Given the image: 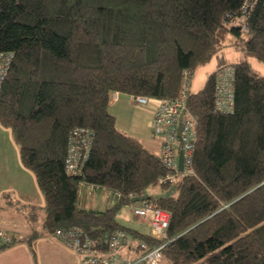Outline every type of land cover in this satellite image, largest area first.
I'll use <instances>...</instances> for the list:
<instances>
[{
    "label": "trees",
    "instance_id": "1",
    "mask_svg": "<svg viewBox=\"0 0 264 264\" xmlns=\"http://www.w3.org/2000/svg\"><path fill=\"white\" fill-rule=\"evenodd\" d=\"M225 49L240 54L218 68H235L232 110L216 111L218 70L188 93L198 121L194 173L179 176L172 197L154 200L173 187L159 183L168 176L162 158L118 129L110 103L118 94L176 99L184 73L190 84ZM3 53L14 60L0 93V123L44 197L47 235L82 229L104 241L128 231L116 216L130 195L149 197L170 214L167 238L129 231L166 244L170 264H264V76L251 65L264 64V0H0ZM77 128L94 139L83 174L73 177L65 159ZM81 185L122 198L105 211L86 210ZM38 237L28 240L34 255Z\"/></svg>",
    "mask_w": 264,
    "mask_h": 264
},
{
    "label": "built area",
    "instance_id": "2",
    "mask_svg": "<svg viewBox=\"0 0 264 264\" xmlns=\"http://www.w3.org/2000/svg\"><path fill=\"white\" fill-rule=\"evenodd\" d=\"M243 15L248 13L247 6L243 8ZM239 25L247 31L245 18ZM14 60L13 53L0 54V93L6 82ZM186 85L178 98L173 100H153L144 97L134 98L139 107L156 104V111L152 117V135L162 141L160 156L168 176L162 179L161 185L175 186L179 176L192 175L193 159L197 144L198 121L188 110L187 97L190 92L188 80L189 72L184 73ZM235 68L232 66L218 70L216 75L215 96L216 111L228 113L234 103ZM116 98V96L114 97ZM93 133L89 129H74L68 140V149L65 159V170L69 176H81L89 160ZM180 153L184 156V171L179 170ZM114 199H121L117 194ZM136 198L129 196L132 200ZM133 213L147 221L152 228L153 240L163 241L167 238L170 225V214L159 208L155 203L146 201L131 204ZM53 238L67 249L82 256L80 264H161L166 244L158 246L143 241L126 230L114 232L108 239L98 241L91 238L82 229H63L53 234ZM16 237L12 233L0 229V251L15 246Z\"/></svg>",
    "mask_w": 264,
    "mask_h": 264
},
{
    "label": "rangeland",
    "instance_id": "3",
    "mask_svg": "<svg viewBox=\"0 0 264 264\" xmlns=\"http://www.w3.org/2000/svg\"><path fill=\"white\" fill-rule=\"evenodd\" d=\"M215 63L218 62L220 64L221 62H237L240 59V54L235 52L232 49H225L220 55L216 56L214 58ZM223 59V60H222ZM225 60V61H224ZM214 63V62H213ZM212 65V64H211ZM251 65L254 69H256L261 75L264 76V64L259 63L256 60L251 61ZM210 69V68H208ZM209 71V70H207ZM202 73V72H201ZM204 73V72H203ZM207 73L200 74L197 88H203L207 81ZM202 86V87H201ZM193 87V80L190 83V92H192ZM118 98H116L117 102H114L113 100L110 103L109 106V112L114 116L115 112H118L119 119H118V126H128V123L132 122V118L134 117V120L136 117H141L139 114L136 113V109L139 108V105L132 104V101L134 102V98L126 95H116ZM114 99V98H113ZM143 120V117H141ZM142 120H139L140 128L142 127ZM144 123L146 121L143 120ZM143 128V127H142ZM1 132H0V169L4 171L5 173H2L0 170V191L3 190V188L7 186H19V185H29L27 182L26 177L20 174L19 170L15 169L18 166V163L20 164L21 158H20V152L19 148L16 145L15 141H10L8 145L7 153L4 152L2 149H6L4 146L3 141L6 138V134L3 133V138H1ZM16 147L17 149V160L14 158V151L13 148ZM153 152L158 154V150L152 149ZM8 163V165H7ZM22 163V162H21ZM30 173V172H28ZM2 192V191H1ZM158 192V189H153L149 193ZM106 192H100V195H105ZM12 197V201H8L9 203H1L0 204V229L8 230L12 232L13 235L17 238L16 252L12 254L11 253L13 247L10 249H7L5 253H3L1 264H29L27 258L32 259L29 251L28 255L25 253V249L28 245V240L34 235V233H38L41 237H47V234L43 228V222L45 218V212L42 207H40L38 204L31 205V206H23L20 205L16 201V197L14 194L10 195ZM111 194H108V197L105 201H102L101 197L92 198L87 197L83 198L81 197V206L83 208H86L88 210V205H84V201L87 199L89 202H94L97 205H91L90 209L93 210H99L100 207L104 206L102 209L106 210L109 205H113V201L110 199ZM35 202V199H32ZM97 200V201H96ZM37 202V201H36ZM100 206V207H99ZM116 221L119 225L122 227L128 229V232L130 235L132 233L129 231H135L147 236L152 235V228L147 223V221L143 220L140 217H137L133 211L131 210L130 205L123 207L116 216ZM53 236V235H52ZM133 236V235H132ZM52 239V238H51ZM53 240V239H52ZM46 244H41L38 248V254H39V262L38 264H65L62 260L61 256L59 258L55 259L53 263H50L48 261L46 250H45ZM28 249V248H27ZM37 251V250H36ZM32 254V253H31ZM161 264H170L169 261L166 259H163Z\"/></svg>",
    "mask_w": 264,
    "mask_h": 264
},
{
    "label": "crops",
    "instance_id": "4",
    "mask_svg": "<svg viewBox=\"0 0 264 264\" xmlns=\"http://www.w3.org/2000/svg\"><path fill=\"white\" fill-rule=\"evenodd\" d=\"M214 60L215 59H213L208 65H206L204 67H201V68H199L197 70V72L195 73V75H194V77L192 79L193 80V87H192V92L191 93H193V94L197 93V92H199L200 90H202L204 88V86H203L202 89L201 88H197V83H198L200 74H204L205 72H208L207 73V78H206V80L208 81L209 77L217 72L220 64H218V62L215 63ZM208 68H210V69H208ZM207 70H209V71H207ZM207 81L205 83H207ZM204 85H206V84H204ZM119 95L120 94H118V96ZM116 98H118V97L116 96ZM116 98L112 99V101L115 100L114 102H117ZM132 104H133V106L136 105L135 101L134 102L132 101ZM135 110H136V113L139 114V116L143 117V120L146 121V123L143 122L141 117H136L135 120H134V117H133L132 118V122L128 123V126H120L119 127L117 125L118 124V119H119V114H118V112H115L114 113V117L116 118V125H117L118 129L123 131V132H125V133H127V134H129V135H131V136H133V137H135V138H137L142 143V145L146 149L151 151L152 153L156 154L155 152H153L152 149L158 150V154L157 155H159L160 152H161V149H162V141L157 139V138H155L152 135V131H151L152 117L154 115V112L156 111V104L152 103V104H150L148 106L139 107L138 109L135 108ZM139 120H142V127L143 128L142 127L140 128ZM0 132L2 134L1 138H3V133H5L7 135L5 140L3 141L4 146L6 147V149H2L4 152L7 153V151H9L8 150V145H9L10 141L13 140L12 132H11V130H9L7 128H4L1 125V123H0ZM13 142H14V140H13ZM13 151L15 153L14 154V158L17 160V149H16V147L13 148ZM7 165H8V163H7ZM15 169H17V171L19 170L20 174L23 175L24 177H26L27 182H28L29 185L7 186V187L3 188V190H1L2 192L0 191V204L1 203H9L8 201H12V197L10 195L14 194L15 197H16V201L20 205L31 206V205L38 204L40 207H42L44 209V207H45L44 197H43V195H42V193H41V191H40V189L38 187L37 181H36L35 176L33 175V173L30 172L29 170H27L23 166V164L21 162H20V164L18 163L17 167L15 165ZM28 172H30V173H28ZM2 173H5V172L2 171ZM102 191L106 192L108 194H111L110 192H107V191H105L103 189H100V188H95V187L87 186V185H81L80 198L81 197H83V198L91 197L90 199H92L93 197L94 198L101 197L102 201H105L107 199V197H108V194H106V196L105 195L101 196L100 192H102ZM154 193H157V192H154ZM110 197H111L110 199L113 201L112 202L113 205L110 204L107 209H110L111 207H113L115 202H116L112 194H111ZM32 199H35V202ZM87 199L84 201V205L85 206L88 205V207L91 208V205H94V206L97 205L94 202H89V200H87ZM80 201H81V199H80ZM80 207H82L81 206V202H80ZM103 207L104 206L100 207L101 209H99V210H93V209H90V208H88V210L105 211V210L102 209ZM84 209H86V208H84ZM5 231H8V230H5ZM8 232H10V231H8ZM10 233H12V232H10ZM34 235H35V233H34ZM41 244H46V247H45L46 251L45 252H46L48 261L50 263H53V261L55 259L59 258V256H61V258H62V260L64 261L65 264H80V262L82 260V256H80V255L72 252L71 250L67 249L63 244H61L59 241L55 240L53 238V236L47 235V237H41L39 235L37 240L33 241V243H32V247H33V250L35 252V255L32 253L29 243L27 245L28 249L27 248L25 249L26 255H28V251H29V253H30L31 257H32V259L27 258L29 264H38V262L40 260L39 259V254H38V248H39V246ZM16 246L11 248L12 249L11 253H7V254H12V253L16 252L15 251L17 249ZM5 252H7V251L1 252L0 253V257H2L3 256L2 254L5 253ZM1 262H2V259H0V264H1Z\"/></svg>",
    "mask_w": 264,
    "mask_h": 264
},
{
    "label": "water",
    "instance_id": "5",
    "mask_svg": "<svg viewBox=\"0 0 264 264\" xmlns=\"http://www.w3.org/2000/svg\"><path fill=\"white\" fill-rule=\"evenodd\" d=\"M179 170L181 173L184 171V156L180 153L179 157ZM177 192V186H173L168 192L154 196V200H163L172 197ZM149 201V197H136L131 200V204L143 203Z\"/></svg>",
    "mask_w": 264,
    "mask_h": 264
}]
</instances>
